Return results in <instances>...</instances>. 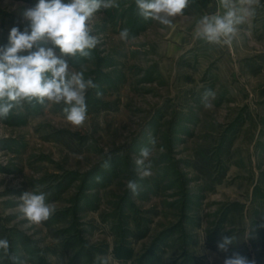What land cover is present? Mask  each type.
I'll use <instances>...</instances> for the list:
<instances>
[{"label": "rangeland", "instance_id": "1", "mask_svg": "<svg viewBox=\"0 0 264 264\" xmlns=\"http://www.w3.org/2000/svg\"><path fill=\"white\" fill-rule=\"evenodd\" d=\"M36 3L0 0V46ZM115 3L86 22L99 40L90 57L70 59L99 86L84 124L48 101L0 119V238L26 264H223L234 251L264 264V0L231 45L195 36L203 15L225 12L220 0H191L171 27L142 18L135 0ZM149 132L152 175L141 178ZM37 186L55 208L40 224L18 207ZM222 235L234 238L228 253ZM0 264L12 261L0 252Z\"/></svg>", "mask_w": 264, "mask_h": 264}, {"label": "clouds", "instance_id": "2", "mask_svg": "<svg viewBox=\"0 0 264 264\" xmlns=\"http://www.w3.org/2000/svg\"><path fill=\"white\" fill-rule=\"evenodd\" d=\"M191 0H135L138 14L171 27V18L183 14ZM225 12L203 15L198 21L195 36L211 44L231 45L238 25L255 14L254 5L259 0H220ZM117 6L115 0H38L33 7L26 8L22 15L27 27L22 31L13 26L6 45L0 46V119H6L11 110L23 102L45 101L63 104V113L68 122L81 126L87 119L86 94L99 86L93 79H85L83 71L70 69V59L77 56L90 57L99 40L91 34L86 23L100 9ZM128 40L129 30L120 33ZM26 53V54H25ZM102 93L97 92V96ZM215 93L205 90L201 100L205 108L212 107ZM150 147H142L135 160L136 171L141 178L152 175L151 156L156 140L148 133ZM105 161L104 167H109ZM100 177H97L99 180ZM43 186L24 192L18 200L22 218L40 224L54 214L53 204L47 203L49 193ZM133 195H138L139 185L129 180L126 185ZM232 236L222 235L217 248L228 253L233 245ZM9 241L0 238V252L12 264H26L9 252ZM99 264H109V257L97 256ZM223 264H255L239 252H232L223 259Z\"/></svg>", "mask_w": 264, "mask_h": 264}]
</instances>
